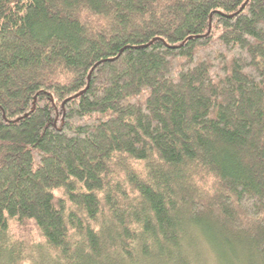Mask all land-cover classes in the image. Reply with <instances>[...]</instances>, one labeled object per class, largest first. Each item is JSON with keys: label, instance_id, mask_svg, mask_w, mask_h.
Listing matches in <instances>:
<instances>
[{"label": "trees", "instance_id": "trees-1", "mask_svg": "<svg viewBox=\"0 0 264 264\" xmlns=\"http://www.w3.org/2000/svg\"><path fill=\"white\" fill-rule=\"evenodd\" d=\"M197 234L264 264V0H0V264Z\"/></svg>", "mask_w": 264, "mask_h": 264}, {"label": "rangeland", "instance_id": "rangeland-1", "mask_svg": "<svg viewBox=\"0 0 264 264\" xmlns=\"http://www.w3.org/2000/svg\"><path fill=\"white\" fill-rule=\"evenodd\" d=\"M201 234L196 235V244L193 248L188 249L186 255L188 264H233L231 261V253H226L217 247H213L211 243L202 239ZM206 238V237H205Z\"/></svg>", "mask_w": 264, "mask_h": 264}]
</instances>
